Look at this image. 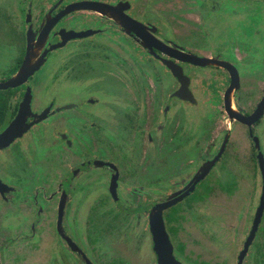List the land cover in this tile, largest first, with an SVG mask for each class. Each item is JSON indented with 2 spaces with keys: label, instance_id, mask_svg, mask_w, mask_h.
Wrapping results in <instances>:
<instances>
[{
  "label": "flooded vegetation",
  "instance_id": "obj_1",
  "mask_svg": "<svg viewBox=\"0 0 264 264\" xmlns=\"http://www.w3.org/2000/svg\"><path fill=\"white\" fill-rule=\"evenodd\" d=\"M26 54L38 68L0 90V132L29 107L0 149V264H264V108L235 119L264 98L242 81L264 0H0V82ZM166 202L169 260L149 229Z\"/></svg>",
  "mask_w": 264,
  "mask_h": 264
},
{
  "label": "water",
  "instance_id": "obj_2",
  "mask_svg": "<svg viewBox=\"0 0 264 264\" xmlns=\"http://www.w3.org/2000/svg\"><path fill=\"white\" fill-rule=\"evenodd\" d=\"M123 24H125L124 18H123ZM178 56H179V60L188 61L192 64H202L205 62L201 59H196L193 57L185 56L183 54L182 55L178 54ZM38 66H39V63H31L30 59L28 57V54H26L23 62L20 64V66L18 67L16 72L9 79H7L3 82H0V90H6L8 88H15L17 86H20L21 84H23L25 82L26 78L28 76H30L32 74V72L38 68ZM182 92H183L182 89H180L177 92V95L183 96ZM263 108H264V98L259 102L256 109L254 110V112L250 116L243 117V116L236 114L235 119L238 120L240 123H242L246 126H249L251 123H253L254 121H256L260 117V115L262 114ZM226 111H227V109H226ZM28 112H29L28 99H26V95H25L22 102L19 104L17 114L14 117V119L3 129L2 132H0V149L7 147L14 139L20 137L21 134L27 129V127L29 125H25L24 121H25L26 116L28 115ZM227 113L230 116H233L230 112L227 111ZM37 117H39V116H37ZM37 117H35V118H37ZM213 162H214V160L210 161L209 164L205 167V169L209 168ZM257 164H258L259 173H260V175L262 177V181L264 183L263 161L261 159L260 154H257ZM206 172L207 171H199L198 174L195 175L192 178V180L189 182V187L187 190H191L192 185L194 183H196L198 180H200V178H202L206 174ZM4 192H7V188L5 187V185L0 183V195H2ZM186 192H188V191H185L184 194H186ZM170 204H172V202H166L164 204H161L160 206L154 208L153 212H151V214L149 216V229H150V232L152 234V239L154 242V249L157 252L159 259L166 258V260H169L171 257L170 256V246H169V243L167 241V237L165 235V232L163 230L160 211H161V209H164L167 206H170ZM261 207H262V196L260 198V203H259V206L257 208L256 219L253 222L252 229H251V231H250V233H249V235H248V237L244 243V248H243L242 252L240 253L239 258H241L244 251L246 250L247 245L249 244L250 240L252 239L253 232H254L256 223L258 221V217L260 215Z\"/></svg>",
  "mask_w": 264,
  "mask_h": 264
},
{
  "label": "rangeland",
  "instance_id": "obj_3",
  "mask_svg": "<svg viewBox=\"0 0 264 264\" xmlns=\"http://www.w3.org/2000/svg\"><path fill=\"white\" fill-rule=\"evenodd\" d=\"M223 37H225V35H222ZM188 46V45H187ZM240 50V49H239ZM246 53H245V51H241L240 50V58L242 57V58H247V59H249V57H246V55H245ZM261 56H262V54H260L259 55V58H261ZM241 58V60H240V63L242 64V65H245L246 63L247 64H251L250 62H248L247 60H244V59H242ZM259 61H261V62H257V63H261L260 65H258V66H260L258 69H259V71H253V72H256V74H255V76H254V79H251L249 76H247L246 75V70L243 72V77H242V81L244 82V84H245V88H249L250 87V83L251 82H254V84L251 86V89L257 94V95H260L261 93H264V64H263V62H264V58H263V60L262 59H259ZM240 64V65H241ZM242 65H241V67H242ZM258 66H254V67H258ZM246 68V67H245ZM54 88V87H53ZM55 95V91H50L49 92V94L47 95V97L49 98V96H53V97H55L54 96ZM184 108L186 109V110H192V109H194L192 106H184ZM46 139V138H45ZM6 156L5 155H3V154H1L0 153V161H3L4 162V164L2 163V162H0V179H4V180H7V181H9V180H11L10 179V175L8 174V173H6V171H7V169H8V166H7V164H6V161H7V158H5ZM5 167H6V171H5ZM9 197V196H8ZM225 206H227L226 204H224ZM228 223H230V219H229V221H228ZM56 248L58 249V241L56 240Z\"/></svg>",
  "mask_w": 264,
  "mask_h": 264
}]
</instances>
